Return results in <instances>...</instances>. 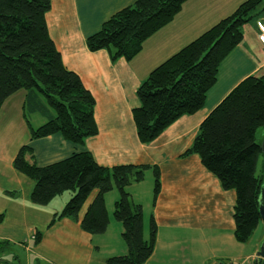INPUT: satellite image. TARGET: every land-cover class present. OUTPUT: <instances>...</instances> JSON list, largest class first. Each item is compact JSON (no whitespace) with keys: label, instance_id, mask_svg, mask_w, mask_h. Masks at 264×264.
<instances>
[{"label":"crops","instance_id":"crops-1","mask_svg":"<svg viewBox=\"0 0 264 264\" xmlns=\"http://www.w3.org/2000/svg\"><path fill=\"white\" fill-rule=\"evenodd\" d=\"M136 1L51 0V9L46 13L50 37L64 65L79 75L93 95L98 133L83 145H75L60 134L32 140L25 118L26 91L20 90L5 100L0 109V119L5 108L9 112L8 120L0 124V241H8L10 251L14 249L12 255L5 256L9 260L6 264L15 263L12 257L20 259L21 264H108V258L128 252L123 224L114 216L120 198L117 188L104 197L109 216L104 234L92 235L80 226L98 195L97 189L84 202L78 220L56 219L72 194L58 196L48 205L35 204L31 198L35 182L13 165L23 145L32 147L33 158L28 159L39 166L86 150L107 168L127 164L158 167L160 192L156 198L153 168L146 170L143 181L127 188L132 201L142 206L144 240L149 239L151 220L156 224L153 253L144 264L253 259L264 240L262 220L247 242L236 240L235 190L225 189L198 154H185L211 111L244 79L264 75V47L258 37L257 19L253 22L254 32L244 26L242 42L221 63L217 82L208 91L204 106L181 116L154 141L142 143L133 117L134 109L140 106L137 92L142 82L156 66L232 14L245 0L186 1L174 20L151 36L131 60L113 61L107 50L90 51L87 38ZM39 118L37 114L30 117L35 127L44 123ZM256 232L257 238L253 237ZM38 233L41 238L36 242Z\"/></svg>","mask_w":264,"mask_h":264},{"label":"trees","instance_id":"trees-1","mask_svg":"<svg viewBox=\"0 0 264 264\" xmlns=\"http://www.w3.org/2000/svg\"><path fill=\"white\" fill-rule=\"evenodd\" d=\"M186 1L137 0L91 34L87 47L92 52L107 50L113 61L131 60L151 36L174 20ZM262 3L245 0L232 14L150 72L137 92L140 106L133 111L142 143L154 141L181 116L204 106L208 91L217 82L221 63L243 40L244 26L251 20L258 21L264 13ZM50 9L51 0H0V109L8 97L25 90V118L32 140L60 134L75 145H83L98 133L95 99L79 75L64 65L48 31L46 13ZM34 114L44 118V123L35 127L30 120ZM263 129L264 75L249 76L211 111L185 153L198 154L225 189L235 190L234 235L240 243L252 237L261 220L259 197L264 174L259 175L257 168L264 155V142L258 141L257 134ZM29 156L33 158L32 147L23 145L13 165L35 182L31 196L35 204L48 205L54 198L71 193L56 219L78 220L84 202L97 189L98 195L80 226L92 235H100L109 226L104 197L117 188L120 198L114 216L123 224L128 252L108 258L107 263L144 264L150 258L156 224L152 219L149 239L144 240L142 206L132 201L127 188L143 181L146 170L153 168L156 198L160 192L158 167L127 164L107 168L86 150L45 166L31 162ZM40 238L38 233L36 242ZM10 246L8 241H0V254L9 251Z\"/></svg>","mask_w":264,"mask_h":264},{"label":"rangeland","instance_id":"rangeland-1","mask_svg":"<svg viewBox=\"0 0 264 264\" xmlns=\"http://www.w3.org/2000/svg\"><path fill=\"white\" fill-rule=\"evenodd\" d=\"M263 2H264V0H263ZM219 21H217V22H219ZM253 22H254L253 20H251L250 22H248L245 25V30L250 29L252 32H254V23ZM0 112H1V110H0ZM39 117H41V116H39ZM8 118H9V112H8L7 108H5V110L3 111V117L0 119V124L5 123L8 120ZM39 119H44V118H39ZM33 123L34 124H37L35 121H33ZM257 138H258V141H264V130H259L258 131ZM257 172H258L259 175L264 174V155H261L260 158H259ZM113 231H114V229L112 228V233H113ZM258 234H259V232H256L255 233V236H253V237L257 238L258 237ZM106 241L107 242H110V239L108 238V239H106ZM13 251H14V249H11V251L9 250V251H7L5 253L0 254V260H1L0 261V264H6L5 263V260H7V259H6L5 256L12 255ZM19 257H20V255H19ZM254 257L256 258L257 256L255 255V256H253V258ZM10 259H11V261L15 262V264H21L20 259H18V258L12 257ZM7 261H9V260H7ZM226 261H230V260H226Z\"/></svg>","mask_w":264,"mask_h":264},{"label":"built area","instance_id":"built-area-1","mask_svg":"<svg viewBox=\"0 0 264 264\" xmlns=\"http://www.w3.org/2000/svg\"><path fill=\"white\" fill-rule=\"evenodd\" d=\"M257 28L259 32V39L264 47V16L257 21ZM258 258L254 257L253 259H245L239 261H226V260H215L212 264H254L251 261L256 262Z\"/></svg>","mask_w":264,"mask_h":264},{"label":"water","instance_id":"water-1","mask_svg":"<svg viewBox=\"0 0 264 264\" xmlns=\"http://www.w3.org/2000/svg\"><path fill=\"white\" fill-rule=\"evenodd\" d=\"M261 147L264 148V143L261 145ZM259 212L261 220L264 221V188L261 190L259 197ZM256 256L258 257L256 264H264V240L262 241Z\"/></svg>","mask_w":264,"mask_h":264}]
</instances>
